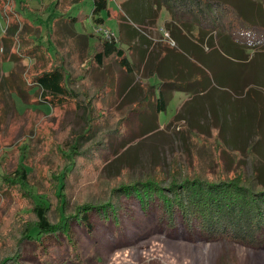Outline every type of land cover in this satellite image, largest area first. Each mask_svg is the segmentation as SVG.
Wrapping results in <instances>:
<instances>
[{"label": "trees", "instance_id": "obj_1", "mask_svg": "<svg viewBox=\"0 0 264 264\" xmlns=\"http://www.w3.org/2000/svg\"><path fill=\"white\" fill-rule=\"evenodd\" d=\"M80 1L58 0L61 13L55 16L52 31L42 33L27 16L17 14L19 20H9L6 33L0 31V79L3 78V64L7 60L42 57L46 62L39 69L34 66L33 72L25 78L22 75L15 78V73L10 71L0 81H5L8 89L21 96L28 86L35 85L40 92L39 101L52 107L74 101L77 107L84 106L91 117L95 108L92 102H86L85 96L83 103L79 102L80 95L84 93L78 89L80 82L91 80V71H94L82 67L87 61L100 67L111 59L116 60L126 72L122 92L138 82L134 63L127 56L125 48L104 35L77 32L75 26L80 18L69 12L71 3ZM92 1L93 23L96 26L104 25L105 19L101 13H110L109 0ZM21 5L22 9L27 6L22 2ZM165 9L171 15L165 26L169 31L168 36L175 43V47L169 49L171 53L179 50L181 54L192 53L201 59L203 46L207 43L213 48L214 59H219V62L214 67L210 65V69L204 65L198 66L200 78L163 81L152 119L157 121L159 114L167 110L174 89L190 94L205 92L212 76L219 86L225 88L226 93L239 95L244 100L248 98L256 105L258 113L254 114L253 110L240 111V123L246 117L255 115L259 124L253 133L258 135V139L250 140L249 145L244 144L241 148L227 149V140L223 136V125L226 128L224 121L222 127H214L216 134H213L214 130L210 134L214 135L221 152L220 161L210 163L208 170L199 167L196 162L186 169L175 162L168 172L157 171L137 180L124 179L105 189L99 196L85 197L73 205L69 195L70 177L78 167L79 158L87 152L82 147V138L86 137L87 132L91 134L94 127H87L67 147L59 148L63 161L52 171L48 192L40 188L34 191L38 184L28 169L27 157L21 158L16 169L7 171L4 167L1 176L6 186L3 191L7 189L12 192L18 198V205L0 225V264H24L26 244L29 242L36 247L39 264H65L67 257L58 249L64 244L63 236L68 240V252L75 255L80 252L74 235V222L84 226L89 235L95 232L92 218L95 212L100 213L105 222L114 220L116 225H120V214L125 207L122 198L132 196H136L144 208L150 201L159 199L171 223L176 212H179L189 226L197 222L200 230L212 239L227 238L261 246L264 240V166L256 164L255 154L262 153L258 144L264 143L259 112V108L264 111V0H126L117 15L120 40L128 45L127 49L141 48V61L152 44L147 29L158 22ZM8 15L15 18V15ZM20 20L25 21L23 27L13 30L15 34L9 36L11 26H18ZM251 51H254L253 56ZM177 55L174 53L173 56L176 58ZM173 56L170 54V57ZM204 63L209 66L208 61ZM246 68H250L247 75L243 72ZM207 70L211 73L208 74ZM152 87L147 92H151ZM132 103L136 104L134 109L139 110L143 100ZM147 117L145 121L151 118L150 115ZM233 125L230 127L233 128ZM189 128L188 132L195 129ZM100 150L99 145H93L90 152L98 153ZM246 156H251L252 174L247 170ZM223 157H230L231 160Z\"/></svg>", "mask_w": 264, "mask_h": 264}, {"label": "rangeland", "instance_id": "obj_2", "mask_svg": "<svg viewBox=\"0 0 264 264\" xmlns=\"http://www.w3.org/2000/svg\"><path fill=\"white\" fill-rule=\"evenodd\" d=\"M124 1L109 0V7L118 12L119 4L122 5ZM21 2L27 4L25 9H22ZM71 5L69 14L80 18L76 30L85 34H99L92 18L93 1L82 0ZM60 7L58 0H0V31L6 33L9 20H19V16H27L42 33L52 31L55 19L61 13ZM10 10L13 12L10 13ZM8 14L15 15V18L10 16V19ZM103 16H106L104 26L117 31V19L108 21L107 11L103 12ZM170 18V13L165 9L158 22L147 29L152 41L151 60H140L141 48L127 49L126 44H119L127 50L141 84L137 80L138 83L122 92L126 72L114 59L100 67L89 61L82 65L94 70L91 71V80L80 82L78 86L80 93H84L80 95L79 102L85 96L86 102H92L95 108L91 117L84 106L77 107L74 101L61 107L39 101L40 92L35 85L28 86L21 96L8 89L5 81H0V225L18 205V198L12 192L7 189L3 191L6 188L1 177L4 167L7 171H13L20 159L27 157L28 169L38 184L34 191L40 188L48 192L52 171L63 161L59 148L67 147L87 127H94L93 133L87 132L86 137L82 138V147L87 152L79 158L78 167L70 177L72 205L85 197H97L124 179L137 180L157 171L168 172L175 162L184 169L196 162L199 167L208 170L210 163L220 161L218 143L210 134L212 130L216 134L214 127H222L224 121L226 128L223 125V136L227 140V149L241 148L244 144L249 145L250 140L258 139V135L253 133L259 124L255 115L246 117L240 123V111L253 110L254 114L258 113L256 105L248 98L234 100L218 86L208 92H213L210 98L206 94L191 97L176 92L167 112L160 115L158 121L152 119L151 114L156 109V93L159 94V91L155 86L158 78H150L149 72L158 53L161 52L164 57L162 48L175 47L165 26ZM24 23L20 20L18 26H11L8 35L13 36ZM45 62L46 59L42 57L7 60L3 64L1 79L10 71L15 73V78L18 75L25 78L33 72L34 66L39 69ZM150 86L153 89L147 92ZM140 99L143 103L139 110L134 109L136 104L132 102H139ZM259 112L264 131V111L259 108ZM148 115L151 118L145 121ZM177 115L179 117L175 120ZM232 124H235L233 128L230 127ZM189 126L195 128L194 131L188 132ZM221 144L224 145L222 141ZM93 145H99L101 150L98 153L90 152ZM258 149L262 153L255 154L256 164L264 166V143L258 144ZM245 158L247 170L252 174L251 156ZM122 200L125 207L120 214V225H116L114 220L105 222L100 213L95 212L92 217L95 232L89 235L84 226L74 222V235L80 252L78 255L68 252V240L63 236L64 244L58 249L67 257L65 264H264V240L261 246H255L227 238L212 239L200 230L197 222L189 226L179 212H176L171 223L159 199L150 201L146 208L136 196L123 197ZM23 263L39 264L33 243L26 244Z\"/></svg>", "mask_w": 264, "mask_h": 264}, {"label": "crops", "instance_id": "obj_3", "mask_svg": "<svg viewBox=\"0 0 264 264\" xmlns=\"http://www.w3.org/2000/svg\"><path fill=\"white\" fill-rule=\"evenodd\" d=\"M119 7H120V10L117 12V11H114L112 8H110L109 7V4H108V10L110 12V13L107 12L108 13V16H109V20L108 21H111L114 18L117 19L118 13L121 12V10H122V5L119 4ZM101 16L104 19H106V16H103V12L101 13ZM79 23L80 22H78L76 25H78ZM105 23H106V20H105ZM117 24H118L117 25L118 30L117 31L115 30V31L118 32V34H119V22H118V19H117ZM75 28H76V26H75ZM79 33H81V32H79ZM81 34H85V33H81ZM120 42L117 43V44H120ZM122 44H124V43H122ZM151 45L149 47V50L146 53V57L144 58V62H146L147 60H151L150 59V57H151L150 56ZM143 47H146L145 44H143ZM203 47H204V51L201 54V59L197 58L192 53H182L181 54V52L179 50L174 51V53L178 54L177 57L175 58L173 56L174 53H171L172 51L171 52L169 51V49L171 50V47H166V48L164 47V48H162V49H164V57L161 54V52H159L158 55H157V60L152 61L151 68H150V72H149V77L150 78H153V77H157L158 78V82L155 84L156 90L159 91L160 85H161V83L163 81H171L172 82V81H175L177 79L178 80H181L182 78H185L186 79L188 77H192V78L197 77V78H200L199 67L198 66H203L204 65L206 67V69H210V65H212V67H214L215 64L217 65L218 62H219V59H217V58L214 59V57H213L214 52L212 51L213 48H210L207 43H205ZM127 48H128V45H127ZM170 54H172L173 57H170ZM251 55L252 56L254 55V51H251ZM204 61L205 62L208 61L209 66L206 63H204ZM163 64H167L166 67H162ZM246 69L247 70L246 71H243V72L247 75V73L250 72V68H246ZM153 70L154 71L157 70L158 72L157 73H154ZM207 71H208V74L211 73L209 70H207ZM135 72H136L135 74H137L136 69H135ZM211 79H212L211 80V83L208 85V87H207L208 89L205 92H196V93L190 94V93L185 92V91H181V90H178V89H174L172 91V93H171L172 97H171V100L168 103V106L173 101L174 94L176 92L186 93L188 95H191V97L195 96L196 94H201V95L206 94V97H208V95H209V98H210L213 92H211L209 94H208V92L213 87L217 88V86H218L222 90L225 89L224 87L219 86L216 83L215 79H213L212 76H211ZM135 84L136 83L134 82L129 88H131ZM223 93L226 94V95H228V96H232V98L234 100H237V99H240L241 100L243 98V97H241L239 95H236V94H232V95L231 94H228L224 90H223ZM158 95L159 94L156 93V98L158 97ZM154 96H155V93L153 94V97ZM194 99H190V100H194ZM195 101H197V99ZM235 103H237V102H235ZM168 106H167V110H168ZM167 110L165 112L160 113L159 116H158V118L160 119V115H162L163 113H166Z\"/></svg>", "mask_w": 264, "mask_h": 264}, {"label": "built area", "instance_id": "obj_4", "mask_svg": "<svg viewBox=\"0 0 264 264\" xmlns=\"http://www.w3.org/2000/svg\"><path fill=\"white\" fill-rule=\"evenodd\" d=\"M97 33L104 35L106 38H108L110 41H113L115 43H119L120 42V36L118 34V32H116L115 30L109 28V27H105L103 25H99L96 26Z\"/></svg>", "mask_w": 264, "mask_h": 264}]
</instances>
